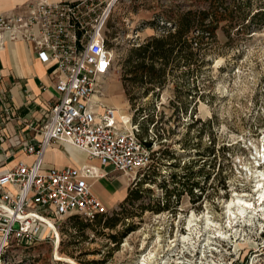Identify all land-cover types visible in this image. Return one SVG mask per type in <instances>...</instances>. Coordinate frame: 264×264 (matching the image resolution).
Instances as JSON below:
<instances>
[{
  "label": "rangeland",
  "instance_id": "obj_1",
  "mask_svg": "<svg viewBox=\"0 0 264 264\" xmlns=\"http://www.w3.org/2000/svg\"><path fill=\"white\" fill-rule=\"evenodd\" d=\"M34 1L0 0V14ZM251 4L255 9L264 0ZM207 6L205 0H115L104 31L114 62L102 100L132 117L140 109L139 127L154 152L151 180H127L140 196L109 209L114 227L92 221L81 228L85 220L69 216L35 244L11 242L3 264H134L152 251V264H264V219L241 227L234 221L230 230L224 213L234 194L257 197L255 175L264 171L257 155L264 152V14L250 21L238 13L216 17L202 59L173 61L162 86L130 82L124 63L128 48L171 28L168 20L178 13ZM192 181L199 186L190 194ZM165 200L167 209L156 211ZM129 226L116 245L109 235Z\"/></svg>",
  "mask_w": 264,
  "mask_h": 264
},
{
  "label": "built area",
  "instance_id": "obj_2",
  "mask_svg": "<svg viewBox=\"0 0 264 264\" xmlns=\"http://www.w3.org/2000/svg\"><path fill=\"white\" fill-rule=\"evenodd\" d=\"M114 2L37 0L0 14V45L5 35L29 43L58 93L36 129L39 138L20 140L31 161L0 171V264L11 242L28 246L53 232L49 221L56 228L72 215L92 222L112 214L92 190V181L109 174L104 166L132 182L150 165L153 149L139 137L138 121L102 100L114 62L104 36ZM52 144L81 150L101 168L46 165Z\"/></svg>",
  "mask_w": 264,
  "mask_h": 264
},
{
  "label": "crops",
  "instance_id": "obj_3",
  "mask_svg": "<svg viewBox=\"0 0 264 264\" xmlns=\"http://www.w3.org/2000/svg\"><path fill=\"white\" fill-rule=\"evenodd\" d=\"M57 94L48 66L37 58L31 45L5 35L0 45V171L19 161H31L20 140L39 138L36 129ZM44 161L58 167L89 163L101 168L98 161L66 144L47 147ZM103 169L109 174L92 181V190L108 209H116L127 195L128 181L109 165Z\"/></svg>",
  "mask_w": 264,
  "mask_h": 264
},
{
  "label": "trees",
  "instance_id": "obj_4",
  "mask_svg": "<svg viewBox=\"0 0 264 264\" xmlns=\"http://www.w3.org/2000/svg\"><path fill=\"white\" fill-rule=\"evenodd\" d=\"M208 6L203 10L188 9L177 14L175 19L168 20L172 24L171 28H164L162 33L152 35L144 39L142 42L133 45L127 49L124 63L127 72L130 74L128 80L130 82L151 84L152 86H162L167 74V69L170 64L175 61L181 62L183 65H190L195 58L202 59L203 53L201 50L205 46V39L213 34V29L216 24V17L219 15H248L250 19L255 16L264 14V6H258L253 9L251 0H205ZM195 31V35H191ZM108 45V40H107ZM150 90H153L151 88ZM147 91V90H146ZM140 109L136 110V115L132 117L133 121H138V114ZM139 126L141 122L138 121ZM139 137L145 139L141 133ZM144 143L151 147L150 141L145 139ZM154 152L151 153L153 156ZM151 168V164L145 169L139 182H146L151 180L147 170ZM173 182H177L176 174L171 175ZM199 186L198 181H192L188 187V192L192 193L193 187ZM139 191L128 187L127 195L122 202L134 201L139 198ZM171 193V191H170ZM121 202V203H122ZM167 200L162 202V205L157 203L154 207L156 211L167 209ZM121 206V205H120ZM110 215L99 216L95 221H103L106 227L115 226V218ZM76 218H82L78 215H72ZM110 216V217H107ZM127 217V216H126ZM83 219V218H82ZM105 219V220H104ZM91 223L86 221L81 224V228L89 226ZM132 230V227H127L120 234L109 235L113 242L117 245L120 238L124 236L125 232Z\"/></svg>",
  "mask_w": 264,
  "mask_h": 264
},
{
  "label": "bare ground",
  "instance_id": "obj_5",
  "mask_svg": "<svg viewBox=\"0 0 264 264\" xmlns=\"http://www.w3.org/2000/svg\"><path fill=\"white\" fill-rule=\"evenodd\" d=\"M94 98L95 99L97 98L96 95L94 96ZM257 155L259 157V162L260 161L264 162V152L260 153V150H258ZM254 187H255L254 191L257 195V197L254 200L251 201L247 199V195L244 193L234 194L235 195L234 198L231 199L229 203L225 206L226 211L224 213L227 216L226 218L229 222L228 227L230 228V230H232L233 228L232 223L234 221L236 223H239L238 226L241 227V225H251L256 218L264 219V171L259 170L256 172ZM231 208H235L237 212L231 211ZM206 221H207V225L209 227H212L211 221H209L208 219ZM49 224L52 227L53 232H55L56 228L53 226L51 221H49ZM189 224H191V222ZM181 239L187 240L189 238L186 236H182ZM152 252L149 253L147 252L148 253L147 256L145 255L142 258H139L137 262L134 264H152L155 258Z\"/></svg>",
  "mask_w": 264,
  "mask_h": 264
}]
</instances>
